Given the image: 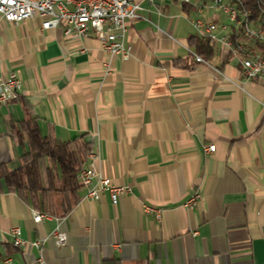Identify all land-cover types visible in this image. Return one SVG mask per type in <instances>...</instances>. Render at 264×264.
Here are the masks:
<instances>
[{
    "label": "crops",
    "instance_id": "1",
    "mask_svg": "<svg viewBox=\"0 0 264 264\" xmlns=\"http://www.w3.org/2000/svg\"><path fill=\"white\" fill-rule=\"evenodd\" d=\"M141 7L128 24V60L63 25L46 32L39 19H0V80L15 75L22 87L0 109V164L18 163L5 123L20 124L27 110L60 142L88 135L86 169L131 191L113 205L83 189L67 218L37 225L33 206L0 182V264H264V83L244 79L221 47L208 66L195 63L194 7ZM14 229L24 248H13Z\"/></svg>",
    "mask_w": 264,
    "mask_h": 264
},
{
    "label": "built area",
    "instance_id": "2",
    "mask_svg": "<svg viewBox=\"0 0 264 264\" xmlns=\"http://www.w3.org/2000/svg\"><path fill=\"white\" fill-rule=\"evenodd\" d=\"M205 1H208V4L199 7L194 6L193 0H0V19L10 25L39 19L42 21L43 31L46 32L63 25L66 35L93 37L102 44L108 55L128 60L132 54V49L126 45L128 24L139 18L142 3L151 6L157 3L190 6L195 8V17L191 21L195 36L231 53L239 61L244 79L264 83V65L259 61L258 64H247L243 59H239L233 39H227V24H237L238 30L234 5H228V0ZM206 9L218 14L221 22L207 18ZM258 21L261 22V30L251 29V35L246 38L250 46L264 45V16ZM250 53L254 56V50H250ZM194 61L198 65L208 66L206 61L196 55ZM21 89V83L15 75H11L7 81L0 80V109H6L11 103L19 100ZM215 150L214 146L208 147L205 154L212 155ZM78 181L87 191L85 199L91 202H97L107 194L111 203L116 205L122 197L131 193L129 188L115 187L109 180L98 177L87 169L79 174ZM198 200V196L191 197L186 207L193 208ZM144 210L147 215L155 214L157 218L160 217V213L151 208L145 207ZM31 217L37 225L50 219L36 210L31 211ZM11 236L14 247L21 249L26 246L20 229L12 230ZM52 239L58 247H64L68 242L67 236L59 231L53 234ZM42 245L43 243H35L33 246L40 249Z\"/></svg>",
    "mask_w": 264,
    "mask_h": 264
},
{
    "label": "trees",
    "instance_id": "3",
    "mask_svg": "<svg viewBox=\"0 0 264 264\" xmlns=\"http://www.w3.org/2000/svg\"><path fill=\"white\" fill-rule=\"evenodd\" d=\"M229 1L238 9L251 12L252 20H259L264 13V0ZM189 41L195 55L204 61L217 51L216 46L196 36ZM249 49L258 50L264 58V45L253 44ZM5 124L7 134L17 142L19 158L16 165L0 164V182L39 214L54 219L67 218L81 202L83 187L78 176L86 169L94 148L92 140L88 135H81L60 142L53 128L47 127L44 134L39 120L27 110L20 124L13 121Z\"/></svg>",
    "mask_w": 264,
    "mask_h": 264
},
{
    "label": "bare ground",
    "instance_id": "4",
    "mask_svg": "<svg viewBox=\"0 0 264 264\" xmlns=\"http://www.w3.org/2000/svg\"><path fill=\"white\" fill-rule=\"evenodd\" d=\"M228 5H232L228 0ZM235 18L237 24H227V39H233L235 52L239 59H243L247 64H258V61L264 65V58L258 50H254V56L250 53V45L247 44V35H251L252 30H261V22L252 20V13L249 11L238 9L234 5ZM264 16V13H262ZM239 31V32H238ZM234 41H236L234 43Z\"/></svg>",
    "mask_w": 264,
    "mask_h": 264
}]
</instances>
